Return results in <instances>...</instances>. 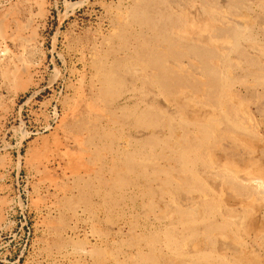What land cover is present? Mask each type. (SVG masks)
Listing matches in <instances>:
<instances>
[{
    "label": "rangeland",
    "instance_id": "rangeland-1",
    "mask_svg": "<svg viewBox=\"0 0 264 264\" xmlns=\"http://www.w3.org/2000/svg\"><path fill=\"white\" fill-rule=\"evenodd\" d=\"M0 264H264V0H0Z\"/></svg>",
    "mask_w": 264,
    "mask_h": 264
},
{
    "label": "crops",
    "instance_id": "crops-1",
    "mask_svg": "<svg viewBox=\"0 0 264 264\" xmlns=\"http://www.w3.org/2000/svg\"><path fill=\"white\" fill-rule=\"evenodd\" d=\"M104 181L99 195L94 194L91 200L93 209L100 215L94 214L92 219L103 227H120V153L117 155L116 166L112 165L104 172ZM95 191V190H93ZM120 242V240L118 241Z\"/></svg>",
    "mask_w": 264,
    "mask_h": 264
}]
</instances>
